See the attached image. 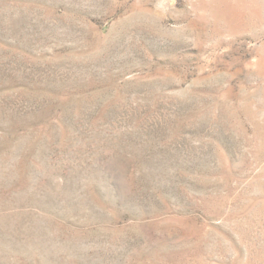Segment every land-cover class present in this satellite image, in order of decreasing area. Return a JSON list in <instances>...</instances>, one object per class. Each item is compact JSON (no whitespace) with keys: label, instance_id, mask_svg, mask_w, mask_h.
<instances>
[{"label":"rangeland","instance_id":"374dc122","mask_svg":"<svg viewBox=\"0 0 264 264\" xmlns=\"http://www.w3.org/2000/svg\"><path fill=\"white\" fill-rule=\"evenodd\" d=\"M0 264H264V0H0Z\"/></svg>","mask_w":264,"mask_h":264}]
</instances>
